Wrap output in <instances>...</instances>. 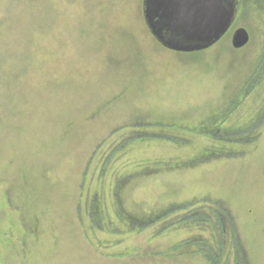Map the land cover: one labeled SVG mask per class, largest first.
<instances>
[{
  "label": "rangeland",
  "instance_id": "rangeland-1",
  "mask_svg": "<svg viewBox=\"0 0 264 264\" xmlns=\"http://www.w3.org/2000/svg\"><path fill=\"white\" fill-rule=\"evenodd\" d=\"M239 2L179 54L143 0H0V264H264V0Z\"/></svg>",
  "mask_w": 264,
  "mask_h": 264
},
{
  "label": "water",
  "instance_id": "water-1",
  "mask_svg": "<svg viewBox=\"0 0 264 264\" xmlns=\"http://www.w3.org/2000/svg\"><path fill=\"white\" fill-rule=\"evenodd\" d=\"M238 0H143L145 25L163 48L179 54H196L217 45L231 30ZM250 35L236 30L232 47L245 48Z\"/></svg>",
  "mask_w": 264,
  "mask_h": 264
},
{
  "label": "trees",
  "instance_id": "trees-1",
  "mask_svg": "<svg viewBox=\"0 0 264 264\" xmlns=\"http://www.w3.org/2000/svg\"><path fill=\"white\" fill-rule=\"evenodd\" d=\"M263 124H264V122H261L259 124V126H261ZM258 129L259 128H257L256 131ZM241 132H242V130L238 131L237 133L241 134ZM246 144H247V141H246ZM214 159L215 158H211V159L205 158V159H203V161L205 163V162H210V161H212ZM198 204H201V203L195 202L191 206L193 207V206H196ZM188 206H190V205H185V206L182 207V209H185ZM217 207L221 208V204L219 203L217 205ZM215 211H216V213L214 214L215 222H213V220L209 216H207L206 212L203 209H200V211L196 210V211H194V213H191V215H193L192 220L196 224H198L200 228H203V226H208L211 223H213L215 230H217L216 232L219 231L222 234L223 237H226L227 235L231 236L232 241L235 244L236 248H238L240 250L239 234H238L237 229L235 227L234 221H232L230 219L229 213L226 210H224V209L223 210L222 209H217V210L215 209ZM169 213H171V211L163 213L161 216L156 218V221L159 220V219L162 220V221L165 220L166 216L169 215ZM224 215H226V216H224ZM149 221H151V220H149ZM149 221L147 220V222H149ZM149 223H151V222H149ZM243 261H244V259H243Z\"/></svg>",
  "mask_w": 264,
  "mask_h": 264
}]
</instances>
